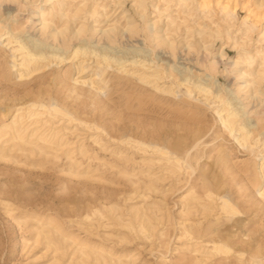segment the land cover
<instances>
[{
	"label": "rangeland",
	"instance_id": "obj_1",
	"mask_svg": "<svg viewBox=\"0 0 264 264\" xmlns=\"http://www.w3.org/2000/svg\"><path fill=\"white\" fill-rule=\"evenodd\" d=\"M242 1H245L243 5ZM255 1L239 0L240 3L236 6L237 25L247 15L244 5L251 7ZM117 2L119 3L107 6L108 17H89L86 20V25L93 26L99 23L98 27H105L110 23L108 20L116 19L115 15L120 10H127L138 23L140 22L132 10L133 0H118ZM9 3L8 5L13 7V12L17 14V23H14L13 27L20 30L25 26L24 22L28 17V7L31 2H27L29 4L28 6L26 4L27 7L15 2ZM33 4H38V0ZM144 4H146V11L149 13L148 17L151 18V21L161 16L158 24L163 31L167 28V18H165L167 12L172 11L173 16H183L182 13L175 11L176 7L172 4L167 8V11L162 10L164 8L162 2L144 0ZM152 4L154 7L151 6ZM5 5V2L1 3V12ZM114 11L115 14L112 15ZM79 17L80 19L75 20V23L71 22L73 27L81 21L84 14L81 12ZM191 20L203 25L199 15L191 17ZM262 23L264 24V19ZM244 27L242 24L233 27L232 35L236 38L229 41H226L225 38L215 37V32H210L208 29H203L204 34L202 35L193 29L191 32L177 30L173 35L176 43L174 54L171 55L168 49H162V47L156 48L155 53L165 62L169 61L170 64L176 62L177 65L174 69L177 70L178 75L182 74L183 66L190 67L195 72H202L200 66L195 63V59L204 64L209 55L202 50H195L196 47L188 50L186 46L182 47L179 42L188 44L198 40L208 43L212 41V49L215 52L225 53L224 57H217L218 73L216 78L227 88L226 92L228 89L235 88L234 82L241 81V79L234 78V73L229 72L233 68L231 61L242 58L238 54H242V49L240 46L236 48L234 41L237 40L242 44V40H248L249 47L246 50L249 52H254V49H258L259 46H262L260 49L264 48V40L255 43L260 34L258 31L248 37L238 33V28ZM170 30L173 31V28L171 27ZM28 33L35 38L41 37L38 32L32 29H29ZM92 40L97 48H101L106 43L105 40H99L98 37H93ZM118 40L123 48L132 44L143 45L141 36L130 37L127 35ZM251 40L253 42L250 43ZM48 44L54 45L55 43L48 39ZM108 51L115 52L117 55L122 53L118 45L109 48ZM70 56V53L67 52L64 55L66 58L64 61L56 60L45 67L41 73L31 75L27 80L18 81V78L13 79L6 76L10 70L8 67L11 62L10 50L8 47L0 48V124L10 120L11 114L20 102L29 99L49 101L53 98L66 106L77 117L86 122L95 123L104 129L99 142L104 146L101 149L98 144L92 142L97 131H89L78 126L77 130L67 134L69 140L83 141L89 150V155L96 153L98 158H101L90 160L86 159L89 155L84 157L79 154L75 155V159L83 162V166L90 163V170L97 168V172H92L95 175L92 180L70 176L68 161L59 152H57L58 158L55 160L43 159L39 155H29L20 150L9 152L11 158L0 159V264H48L52 261L53 252L51 249L45 248L44 241L41 240L37 245L34 243L35 220L30 217L35 218V214L54 216L63 223L68 231L91 242L113 246L115 252L129 251L131 255L135 254V264H163L166 259H170L174 264L176 260L174 252L183 241L177 239L179 235L177 219L179 211L182 209L180 196L183 195L189 184L195 187L198 194L202 193L204 186L214 192L229 194L240 213L230 219H225L223 215H216V211H214L212 215L201 219V222L204 226L211 224L212 227L217 228L235 247H244L247 254L258 252L261 262L264 264V210L259 209L258 200L260 198L251 186L252 177L249 173L251 174L253 170L252 156L222 131L216 121V115L210 109H206L204 105L196 104L180 96L179 93L174 97L156 91L149 84H144L133 77L124 75L123 78H118L112 69H109L108 75L110 88L99 95L100 102L91 104L90 95L87 94L76 98L67 90L73 82H69L68 78H75L81 73L77 72V64L70 66ZM127 56H131V54ZM92 60V57L89 56L88 62L90 63ZM255 61L253 66L257 69L260 60ZM131 67L128 66V69L132 71ZM240 68L247 71L244 66L237 67V69ZM87 70L88 73H86ZM89 73L88 68L83 75L86 76ZM256 76H249L247 80H252V77ZM57 77L67 78V80L58 82ZM149 81L164 87L170 84L168 80L165 82L159 80V83L151 79ZM250 83L252 91L254 88H258L263 92L260 103L244 101L246 110H255L256 112L251 114L250 118V121L254 122L256 116H264V74L261 75L259 85ZM225 96L231 98L234 93H226ZM230 98L228 100L238 102L236 98ZM69 129L73 130L70 127ZM126 136L146 142L164 144L181 142L182 146L191 150L193 173L190 176L184 174L178 179L166 177V172L162 171L160 166L147 164L154 157L150 152L143 154L133 147L117 143L116 139ZM197 137H200V144L192 150L191 147ZM115 148L122 150V156L130 159L131 168H134V173L138 174L141 180L148 181L147 178L142 177L147 173L161 179L155 183L156 190L144 191V187L141 185L135 189L124 178L116 174L115 169L110 168V164H120L112 155ZM104 161H107L108 164L104 165ZM246 168L247 171L244 172ZM107 202L117 204L121 209L118 215L123 219L129 217L127 211L129 206L158 205L163 208L165 216L160 224L152 219L151 224L155 225V228L143 233L119 227L107 213H103V217L100 219L92 217L91 221L77 222L89 208L99 207L100 204ZM161 216V212L155 213L156 218ZM198 219L197 215L190 217V220L193 221ZM161 230L166 233L164 239L169 241L168 247L161 242L163 239L159 236ZM70 257V250H68L59 258L57 264H82L73 263L75 259L71 261ZM218 258L219 256H215L211 261L201 264H241L235 259L233 253L227 256L221 255L220 258L223 259L214 262ZM250 263L245 260L242 264Z\"/></svg>",
	"mask_w": 264,
	"mask_h": 264
},
{
	"label": "bare ground",
	"instance_id": "obj_2",
	"mask_svg": "<svg viewBox=\"0 0 264 264\" xmlns=\"http://www.w3.org/2000/svg\"><path fill=\"white\" fill-rule=\"evenodd\" d=\"M36 1L0 0V6L2 2L6 4L3 12L0 11V48L8 47L11 57V62L8 64L10 70L6 73L7 77L18 78V81L27 80L31 75L41 73L54 61H64L66 59L64 55L69 52L71 55L70 66L77 64V72L81 74L75 78H68L69 82H73L67 90L76 98H80L84 94L90 95L91 104L100 102L99 95L110 88L108 75L109 69H112L118 78H123L124 75L133 77L144 84H149L156 91L174 97L179 93L180 96L196 104L204 105L206 109H210L216 115V121L222 131L252 156L253 170L251 174L249 173L252 177L251 186L260 198L258 200L259 209L264 210V116H256L254 122H251V114L256 112L255 110H246L244 104L245 100L262 102L260 97L263 92L258 88H254L252 91L250 82L256 86L259 85L261 75L264 74V48L260 49L262 46H259L258 49H254V52H249L246 50L249 47L248 40H242V44L237 40L234 41V46L236 48L240 46L242 49V54L238 53L242 58L231 61L233 68L229 72L234 73V78L241 79V81L234 82L235 88L228 89L226 92L227 88L216 78L218 73L217 57H224L225 53L215 52L212 49V41L208 43L198 40L188 44L179 42L182 47L186 46L188 50L196 47L195 50H202L209 55L204 64L195 59V63L200 66L202 72H195L190 67L183 66L181 68L182 76L178 75L177 70L174 69L177 65L176 62L173 64H170L169 61L165 62L155 53L156 48L162 47V49H168L171 55L174 54L176 43L173 35L177 30L191 32L193 29L202 35L204 34L203 29H208L210 32H215V37L225 38L226 41H229L236 38L232 35L234 32L232 28L242 24L245 27L238 28V33L248 37L258 31L260 34L255 43H260L261 40H264V24L262 23L264 0H256L251 4V7L244 5L247 15L238 25L236 6L240 3L239 0H155V2L163 3V11H167V8L172 4L176 7L175 11L183 15L182 17L173 16L172 11L167 12L165 16L167 18L166 32L158 24L161 16L152 21L148 17L149 13L146 11L144 0H133L131 5L134 15L140 19L139 23L127 10H120L115 15L116 19L108 20L110 23L105 27H98L99 23L88 26L86 20L89 17H108L107 6L119 3L118 0H38V4H33ZM9 2L22 4L24 7H27L31 2L28 7V17L24 22L25 26L20 30L13 27L14 23H17V14L13 12V7L8 5ZM244 3L245 1L241 2L242 5ZM151 6L154 7V4ZM81 12L84 17L73 27L71 22L75 23V20H79ZM114 14L115 11L112 15ZM196 15H199L203 25L191 20V17ZM191 21L192 24H190ZM212 24L213 26H211ZM171 27L173 31L170 30ZM29 29L38 32L41 37H33L28 33ZM127 35L130 37L141 36L143 45L132 44L123 48L118 43V39L125 38ZM93 37L105 40L106 43L101 48H97L92 40ZM48 39L55 44L47 45ZM117 45L122 50L121 55L108 51L109 48ZM145 52L148 53L145 54ZM129 54L131 56H127ZM89 56L93 59L90 63L88 62ZM80 59L82 61H79ZM255 60H260L257 69L253 66ZM239 65L246 67L247 71L243 68L237 69ZM128 66H132L133 70L128 69ZM88 68L90 73L84 76L83 73ZM11 69H13V73ZM254 75L257 76L252 77V80H247V77ZM56 79L58 82L67 80L62 77ZM149 79L154 82L168 80L170 84L167 87L158 86L151 83ZM226 93H234L236 97H226ZM202 96L203 98H201ZM229 98H236L238 102L230 101ZM78 126L89 131H97L92 142L98 144L100 149L104 147L99 143L104 131L101 126L77 117L55 99L51 98L49 101L29 99L20 102L11 114L10 120L0 124V159L11 158L9 152L20 150L29 155H39L43 159L55 160L58 158L57 152H59L68 161L70 176L92 180L95 176L92 172H97V168L90 170V163L83 166V162L75 159L76 154L81 157L89 155L85 143L81 140H69L67 137V134L77 130ZM69 127L73 130L71 131ZM199 139L200 137H197L194 140L192 150L199 146ZM116 140L117 143L133 147L143 154L150 152L154 157L147 164L160 166L161 170L166 172V177L178 179L184 174L190 176L194 171L191 164V150L182 146L181 142L171 144L146 142L131 136ZM122 154V150L115 148L112 155L120 164H110V168L115 169V173L135 189L141 185L144 187V191L156 190L155 183L161 179L147 173L142 177L147 178L148 181L141 180L140 176L134 173V168H131L130 159ZM90 156L93 158L91 159ZM87 157L86 159L90 160L101 159L96 153ZM103 164L107 165L108 163L104 161ZM246 171L247 168L244 172ZM180 201L182 209L179 211L177 219L179 225L177 239L183 241L174 252L176 254L174 264H201L219 256L218 259H215L214 262H216L223 259L220 258L221 255L227 256L230 253H233L235 259L241 264L245 260L251 262L250 264H263L258 252L247 254L244 247H235L217 228L212 227L211 224L204 226L201 222V219L212 215L214 211H216V215H223L225 219L239 214L240 211L229 194L214 192L206 186L202 193L198 194L195 187L189 184L183 195L180 196ZM153 207L155 208L153 209ZM120 210L117 204L107 202L100 204L99 207L89 208L77 222H88L92 220V217L100 219L103 217V213H107L119 227L143 233L155 228V225L151 224L152 219L160 224L165 216L163 208L158 205L129 206L127 208L128 219H123L118 215ZM156 212H161L162 216L156 218ZM194 215L199 216V219L190 220V217ZM35 216V218L30 217L35 220L34 243L37 245L43 240L45 248L51 249L54 257L48 264H57L59 258L68 250H70L71 261L75 259L73 263L135 264V254L131 255L129 251L118 253L113 250V246H105L102 243L81 238L78 234L68 231L63 223L54 216L36 214ZM159 236L163 238L161 242L168 247L169 241L164 239L165 231L161 230ZM163 264H172V262L170 259H166Z\"/></svg>",
	"mask_w": 264,
	"mask_h": 264
}]
</instances>
